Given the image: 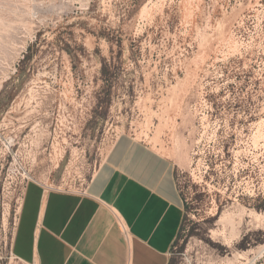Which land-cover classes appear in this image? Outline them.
<instances>
[{
	"label": "rangeland",
	"instance_id": "1",
	"mask_svg": "<svg viewBox=\"0 0 264 264\" xmlns=\"http://www.w3.org/2000/svg\"><path fill=\"white\" fill-rule=\"evenodd\" d=\"M128 134L183 201L169 264H264V0H0V264L25 188L80 191Z\"/></svg>",
	"mask_w": 264,
	"mask_h": 264
},
{
	"label": "crops",
	"instance_id": "2",
	"mask_svg": "<svg viewBox=\"0 0 264 264\" xmlns=\"http://www.w3.org/2000/svg\"><path fill=\"white\" fill-rule=\"evenodd\" d=\"M183 213L170 158L123 134L84 193L27 184L13 247L35 264H169Z\"/></svg>",
	"mask_w": 264,
	"mask_h": 264
},
{
	"label": "built area",
	"instance_id": "3",
	"mask_svg": "<svg viewBox=\"0 0 264 264\" xmlns=\"http://www.w3.org/2000/svg\"><path fill=\"white\" fill-rule=\"evenodd\" d=\"M85 188H86V187L82 188V189L80 190V192H83V193H84V192H85Z\"/></svg>",
	"mask_w": 264,
	"mask_h": 264
}]
</instances>
